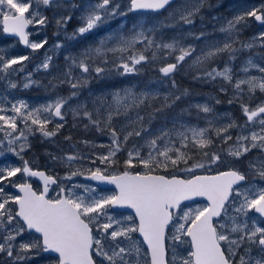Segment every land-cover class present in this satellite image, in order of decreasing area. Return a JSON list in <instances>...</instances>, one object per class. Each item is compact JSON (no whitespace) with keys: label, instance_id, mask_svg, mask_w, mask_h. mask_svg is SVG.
Instances as JSON below:
<instances>
[{"label":"snow or ice","instance_id":"obj_1","mask_svg":"<svg viewBox=\"0 0 264 264\" xmlns=\"http://www.w3.org/2000/svg\"><path fill=\"white\" fill-rule=\"evenodd\" d=\"M174 2L129 0L128 11L159 12ZM205 2L182 0L171 16L177 24L192 25ZM40 4L61 7L59 0H0V32L18 38L32 53L48 43L47 38L31 40L28 30L48 24V18L36 7ZM123 15L126 13L117 0L89 2L81 16L82 26L68 39ZM248 18L264 26V5L226 21L218 30L220 38L213 39L203 31L189 33L194 40L204 42L199 51L195 45H185L183 36L170 40L156 37L160 28L175 24H138L129 34H110L78 56H65L66 70L55 79L59 85L69 86V96H57L38 107L0 96V157L11 153L23 162L22 166L0 165V264H20L33 249L53 254L55 264H264V224L255 219L250 224L248 216L252 212L264 218V186L248 182L249 175L264 182V101L251 103L257 90L264 93V66L249 59L241 71L247 74L254 68L261 76L245 78H234L229 66L238 53L256 47L257 41L264 48V32L251 42L239 41L240 29ZM71 19V15L59 16L55 23L59 29ZM238 43L240 47H235ZM63 46L58 41L53 47L59 50ZM149 52L150 56L146 54ZM224 56L228 59L222 69L213 66ZM170 57L174 62H168ZM29 59L28 55L0 54V80L10 89L17 88L11 76L22 71L23 62ZM52 60L46 51L37 70L48 71ZM157 61L162 64L158 71L171 80L173 89L174 74L186 64L196 80L222 81L221 93L228 92L225 85L231 86L229 104L239 102L244 123L230 117L225 122L208 103H196L171 119L165 116L161 126L153 129L152 122L187 96V90L164 94L159 106L153 102L160 92L132 87L97 97L91 108L81 102L75 106L69 103L80 96L93 77L104 79L113 71L121 76L134 75L141 70L138 66ZM17 65L21 67H14ZM24 79V88L37 83L31 73ZM245 94L249 102H244ZM192 108L197 111V121L204 120V126L183 119ZM146 109L151 111L145 115ZM68 112L74 119L87 121L86 130L107 133L108 150L89 156L78 151L51 155V159L69 168L85 159L93 165L98 162L103 167L87 169L86 179L113 185L111 194H97L95 186L66 185L63 181L84 175L79 168L61 178L34 169L23 159L21 153L29 147L28 136L35 132L44 138L56 136L65 126ZM53 123L54 129L49 130L48 125ZM233 130H237L235 136ZM254 149L261 155L248 162L247 173L226 167ZM121 152L127 157L122 162L118 156ZM34 179L41 182L39 188L33 186ZM196 198H203L205 203L194 207L186 203ZM118 209H131L133 214L118 217ZM26 233L34 238L25 240ZM137 233L142 242L134 239Z\"/></svg>","mask_w":264,"mask_h":264},{"label":"rangeland","instance_id":"obj_2","mask_svg":"<svg viewBox=\"0 0 264 264\" xmlns=\"http://www.w3.org/2000/svg\"><path fill=\"white\" fill-rule=\"evenodd\" d=\"M61 7L59 8H45L42 4L36 5L38 11L48 18V24L46 26H30L29 31L31 33L30 39L33 41H40L47 38V45L44 49L39 50L37 53H32L27 47L24 48L20 46L17 39L13 37H5L2 32H0V54L7 57H16L21 55H28L30 59L23 62V70L13 73L11 79L18 83V87L15 89H10L7 84L0 80V96L5 97L6 101L11 100L15 102L17 100L25 101L29 107H38L46 104L50 100L55 99L57 96H69L71 89L67 84L59 85L58 81L55 79L62 72L66 70L65 56L73 55L78 56L81 52L88 48H94L98 46L101 39H105L108 35L117 32H124L129 34L133 26L138 24H146L147 27H152L153 25L162 24H175L174 27L160 28L156 37L159 39L161 36L165 40H170L173 37L183 36V43L185 45L192 44L197 47V51L203 47V41L194 40L189 33L199 34L201 31L205 32L213 39L220 38L222 34L218 31L220 26L225 24L226 21L233 19L234 17L250 11L254 7H260L264 5V0H206L200 13L194 18V24L184 25L177 24L172 18L171 14L177 8L182 0H177L171 6L160 13L152 12H130L128 11L129 0H117L121 5V11L126 13L123 16H117L113 19H109L106 23L98 26L92 31L85 33L82 36H78L75 39H68L79 27L82 26L83 21L81 19L84 9L89 2H95V0H59ZM73 4L79 5V7H72ZM71 15L72 19L68 21L66 25L59 28L57 27L55 20L59 16ZM264 32V26L257 25V23L248 18L246 25L241 27L239 33L240 42H251L252 39L259 35V33ZM62 42L63 47L56 50L53 46L57 42ZM257 46L252 49H245L237 54L236 60L232 61L229 65L232 67L234 72V78H245L246 76H256L260 77L256 69L250 68L248 73L245 74L241 69L247 64L249 59H252L254 63H258L264 66V48L259 47V41L256 42ZM109 46H112L109 42ZM235 47H240V44L234 45ZM140 47L139 45L137 46ZM53 57L52 66L48 71L43 69L37 70V65L41 63L44 58L45 52ZM151 55V53H146ZM109 59H113L112 54H109ZM227 56L219 58L215 61L213 66L223 68ZM168 62H174L170 57ZM144 66L153 67V70L147 72L145 70V76L141 75L139 72L143 71L142 66H138L141 70L134 75L121 76L116 72H112L107 75L104 79H97L93 77L87 87L81 89V94L78 98L71 100L69 103L75 106L77 102L85 103L89 108L92 107V101L100 96H108L110 92L115 89H123L127 87H132L135 90H144L146 88L158 91L161 96L155 100L163 102V95L168 92H182L184 90L188 91V95L183 97L181 100L177 101L175 105L167 109L164 113L160 114L153 122L152 128H158L164 122V117L167 116L171 119L176 116L181 110L188 108L191 104L196 103H208L214 108V111L219 115L225 122L230 117L235 119L237 123L243 124L245 117L240 110L239 102H233L229 104V100L232 99V88L229 85L228 92H219V87L222 81L217 80L215 82H204L196 80L193 78L195 73L187 67V64L179 71H177L173 78L176 82V89L172 88L171 80L162 76L158 71L159 65L155 63L146 64ZM20 68V65L14 66ZM153 73L150 75L149 73ZM31 73V79L37 83L33 84L29 88H24L23 83L25 82V77ZM78 75V72L76 73ZM179 81L182 83L180 84ZM50 84H58L59 92L50 86ZM185 84V86H184ZM63 89H62V88ZM65 89H69L66 93ZM219 100V103L216 101ZM264 101V93H260L258 90L256 92L255 99L251 103L258 104ZM244 102H249L247 94L244 96ZM154 103V102H153ZM151 111V109H148ZM191 114L185 113L183 119L189 121L192 124L199 123L200 126H204V120L200 119L197 121V111L196 109H190ZM10 114V113H9ZM144 114V113H143ZM227 114V116H225ZM201 116L203 114L201 113ZM65 126L59 130L56 136L51 138H44L39 132H35L28 136L29 147L25 149L21 155L24 160L29 161L30 166L34 169L44 170L46 173L64 177L66 173L74 171L79 168L84 174L87 173V169L94 168L99 165L91 164L87 159L83 161L76 162L72 168L66 165L53 161L51 155L62 156L65 153L79 152L84 156L92 155V153H105L108 149L107 146L110 144V139L107 133H101L96 131L94 128L85 129L84 124L87 121L74 119L71 112H68L65 117ZM121 122H123L121 120ZM20 128L24 125L18 121ZM171 126V125H169ZM55 123L49 124V130L54 129ZM237 134V130H233V135ZM3 133H0V137ZM71 136L72 140L67 141L65 137ZM89 141V144H84L83 141ZM97 145V147H93ZM98 145H104V147H99ZM74 146V147H73ZM131 146V141L129 147ZM35 147V149H33ZM257 151L254 149L251 153H248L246 157H242L238 162L234 164L229 163L226 167H236L246 169L248 171V162L257 158L253 153ZM119 160L122 162L126 159V153L121 152L118 154ZM230 159V158H229ZM22 160L14 154L8 153L3 157H0V165L9 166H22ZM83 175H78L73 177L72 181H63L66 185H71L72 183L85 186H95L96 185L83 181ZM249 184L255 183L258 186H264V182L257 184L255 178L251 175L248 177ZM33 186L39 188L40 184L33 180ZM81 189H77L80 191ZM113 189H101L97 187V194L108 195L111 194ZM205 203V201H196L193 203H188L191 206H196L197 204ZM118 217H123L132 213L129 212H116ZM249 223L251 220L255 219L257 223H261L258 219L257 214L250 212ZM34 237L25 234L24 239L29 240ZM134 239L142 242L141 238L134 234ZM143 248H146L142 245ZM183 251V249H181ZM171 255V253H170ZM28 258L20 264H55L54 256L45 254L43 251L38 249H33L27 254Z\"/></svg>","mask_w":264,"mask_h":264},{"label":"trees","instance_id":"obj_3","mask_svg":"<svg viewBox=\"0 0 264 264\" xmlns=\"http://www.w3.org/2000/svg\"><path fill=\"white\" fill-rule=\"evenodd\" d=\"M155 64H157V65H159V66H161L162 64L159 62V61H157V62H155ZM143 67V71L142 72H139L141 75H144L145 76V70L147 71V72H150L151 70H153V73L156 71L155 69H153V67L151 68V67H148V66H142ZM157 72V71H156ZM152 72L151 73H149L150 75H152L153 74ZM179 83L180 84H182L180 81H179ZM184 86H185V84H184ZM60 88V87H59ZM62 88V87H61ZM63 89V88H62ZM69 89H65V91H66V93H67V91H68ZM154 104L156 105V106H159L160 104H161V102H160V100H158V101H154ZM147 112H148V109H146L145 110V112H144V114L146 115L147 114ZM162 114V113H161ZM33 149H35V147L33 148Z\"/></svg>","mask_w":264,"mask_h":264},{"label":"water","instance_id":"obj_4","mask_svg":"<svg viewBox=\"0 0 264 264\" xmlns=\"http://www.w3.org/2000/svg\"><path fill=\"white\" fill-rule=\"evenodd\" d=\"M135 12H139V11H135ZM258 24H259V22H257ZM5 35H7V34H5ZM7 36H11V35H7ZM14 37V36H13ZM21 44V43H20ZM21 46L22 47H25L24 45H22L21 44ZM86 176H87V174L86 175H83V179L84 180H87V181H91V182H94L95 184H97V185H99V186H103V187H112V188H114V186L113 185H105V184H100L99 182H96V181H92V180H89V179H86ZM40 182V181H39ZM41 183V182H40ZM196 200H203V198H196ZM119 211H121V210H123V209H118ZM124 210H128V211H130V212H132V210L131 209H124ZM138 234V233H137ZM139 235V234H138ZM142 238V237H141ZM145 247H146V245H145ZM53 255V254H52Z\"/></svg>","mask_w":264,"mask_h":264},{"label":"flooded vegetation","instance_id":"obj_5","mask_svg":"<svg viewBox=\"0 0 264 264\" xmlns=\"http://www.w3.org/2000/svg\"><path fill=\"white\" fill-rule=\"evenodd\" d=\"M176 1H177V0H175V2H176ZM168 7H169V6H168ZM168 7H167V8H168ZM254 155H256V156L258 157V156H260L261 154H260L259 150H257V151H255V152L253 153V156H254ZM256 182H257V183H260L261 181H259V180L257 179ZM48 255H49V254H48Z\"/></svg>","mask_w":264,"mask_h":264}]
</instances>
